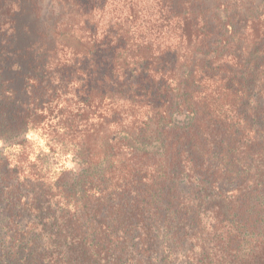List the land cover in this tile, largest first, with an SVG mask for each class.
<instances>
[{
	"label": "trees",
	"instance_id": "1",
	"mask_svg": "<svg viewBox=\"0 0 264 264\" xmlns=\"http://www.w3.org/2000/svg\"><path fill=\"white\" fill-rule=\"evenodd\" d=\"M0 143V264H264V0H0Z\"/></svg>",
	"mask_w": 264,
	"mask_h": 264
},
{
	"label": "rangeland",
	"instance_id": "2",
	"mask_svg": "<svg viewBox=\"0 0 264 264\" xmlns=\"http://www.w3.org/2000/svg\"><path fill=\"white\" fill-rule=\"evenodd\" d=\"M33 145L31 147V150H33L35 153H39L40 152V148H43L45 142L38 138L37 136L33 138ZM3 147V144L0 143V148ZM33 158V156H32Z\"/></svg>",
	"mask_w": 264,
	"mask_h": 264
}]
</instances>
